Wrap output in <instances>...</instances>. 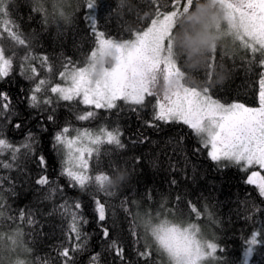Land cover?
Segmentation results:
<instances>
[{
	"label": "trees",
	"instance_id": "1",
	"mask_svg": "<svg viewBox=\"0 0 264 264\" xmlns=\"http://www.w3.org/2000/svg\"><path fill=\"white\" fill-rule=\"evenodd\" d=\"M57 3L58 0H38V3L37 0H14L9 6L11 16L4 17L3 21L14 22L7 26L21 35L25 45L15 42L0 23V46L5 56L13 60L10 75L0 80V91L10 98L9 109L0 116V138L20 145L31 131L36 141L35 155H25V150L21 149L13 162L10 151L0 154V162L14 165L10 169L0 166V211L3 212L0 264H16L17 260L24 264H65V261L67 264H169L167 255L158 249L144 227L149 219L152 224L164 219L197 224L202 238L219 245L218 260L207 264H239L247 240L253 232L260 233L250 264H264V197L255 186L244 182L250 169L242 172L232 164L226 168L218 166L208 156L209 148L202 146L187 125L154 121L156 97H146L143 105L117 101L116 108L96 109L79 100L57 102L54 94L42 92L37 94L38 98L48 95L53 104L28 107L27 97L36 80L47 78L52 83H61L58 73L64 65L71 68L89 63L96 43L84 19L85 0H64L63 10L70 14V22L59 18V8L54 14ZM107 3L108 9L96 12L98 30L106 37L123 40L143 30L156 14L157 7L160 12L171 10L172 0H107ZM206 3L207 0H195V6ZM37 6L47 10L46 20L44 13L32 10ZM209 11L216 14L218 10ZM192 14L193 9H190L187 15ZM225 26L222 22L221 27ZM26 53H30V58L23 61ZM44 56L48 57L51 72L41 64ZM260 58V53L253 58L239 42L225 37L218 42L212 69L201 59L183 64L182 70L187 74L186 83L200 87L205 86V78L211 71L214 98L222 103L239 102L256 107L257 81L259 73L264 71L259 65ZM21 63L25 67L24 75L20 74ZM29 65L40 73L36 79H27L31 75ZM6 102L0 100V103ZM87 111H92L93 117L77 119ZM0 112L4 109L0 108ZM50 114L54 116L53 121L47 120ZM17 122L21 124L19 129L14 127ZM63 127L69 128V137L83 129L93 133L101 128L118 129L122 133L120 139L126 147L120 149L107 143L97 146L98 155L93 153L87 172L93 178L107 173L113 180L117 174H122V180L107 186L112 195L100 191L94 181L84 190L68 187L67 177L60 174L64 150L52 146L54 133ZM40 155L48 161L46 169L39 166L37 157ZM41 175L48 176L49 185L36 184ZM49 188L57 189L51 199L46 198ZM93 197L105 204L107 219L102 223L109 228L107 239L102 234L101 223L96 220ZM74 202L82 205L78 211L87 220L86 224L79 225L80 241H76L75 234L69 239L68 225ZM61 204H66V212L60 208ZM190 204L199 211V218L191 211ZM21 210L25 213L23 221L19 219ZM29 213L32 224L27 222ZM17 230L22 236H15ZM10 238L17 243L13 245ZM113 240L123 248V259L115 254L111 246ZM77 244L82 247L77 248ZM64 248L69 251L68 258L60 255ZM140 252L150 255L141 257ZM93 256H96L95 261Z\"/></svg>",
	"mask_w": 264,
	"mask_h": 264
},
{
	"label": "snow or ice",
	"instance_id": "2",
	"mask_svg": "<svg viewBox=\"0 0 264 264\" xmlns=\"http://www.w3.org/2000/svg\"><path fill=\"white\" fill-rule=\"evenodd\" d=\"M14 0H0V16L10 17L9 6ZM38 3V0H37ZM64 0H58L54 6V14L59 8V18L70 22V14L63 10ZM87 14L84 19L88 22L89 30L96 38V43L90 52L89 63L84 66L69 67L64 65L58 73L63 83H52L50 79L40 78L27 97L28 107L38 108L41 104L51 106L53 100L45 95L38 98V93H50L58 101L79 100L84 105H92L96 109H113L117 101H124L132 105H143L146 97H156L157 103L153 114L154 121L164 123H183L192 129L199 138L204 148H209L208 156L218 166L227 167L235 165L242 172L258 166L259 171L253 170L247 175L245 183L255 186L261 197H264V71L259 73L257 103L251 107L243 103H222L211 94V71L208 72L203 87L185 82L186 72L182 70L183 64L206 60L207 67L212 69L216 61L218 42L222 38L230 37L233 42H239L244 49L249 50L255 58L260 53L259 65L264 69V0H207L203 6H195V0H172L171 10L160 12L157 7L156 14L143 30L135 31L132 38L117 39L106 37L103 31L98 30L96 12L104 11L110 6L107 0H85ZM193 9L192 15H187ZM210 9H217L216 14H211ZM33 11L42 12L47 19V10L41 6L34 7ZM222 22L226 25L221 27ZM5 23L4 31L18 44L25 45L26 41L7 25L14 23L10 19L0 21ZM18 27V26H17ZM191 37V39H189ZM14 55V54H13ZM224 53L221 54L223 59ZM30 58L26 53L23 61ZM105 58H110L111 64L103 67ZM35 59V57H32ZM12 57L5 56L0 46V80L8 77L12 71ZM42 66L51 72L48 57L41 58ZM21 75L25 74L24 64L21 63ZM31 75L27 79L33 80L40 76L35 66L29 65ZM0 116H4L9 109L10 98L6 92L0 91ZM92 111L79 115L77 119L88 120L93 117ZM48 121H53L54 116L48 115ZM11 123V120H8ZM43 120H41V124ZM149 126L155 127V124ZM14 127L19 129L17 122ZM43 130H47L46 127ZM68 127H63L54 133L53 148L63 149L61 175L67 177L68 187H79L84 190L90 181H94L100 191L112 195L107 186L118 183L124 177L117 174L115 180L107 173H101L94 178L87 174L89 160L93 153L98 155V147L107 143L123 149L126 145L121 141L122 133L118 129L109 130L101 128L97 133L89 129L77 130L75 136L69 137ZM34 134L29 131L25 140L20 145H15L7 139L0 138V154L7 150L11 152V160L18 159L17 154L21 149L25 155H35ZM143 142V140L141 141ZM39 166L46 169L48 161L43 155L37 157ZM137 163L139 158H137ZM0 166L10 169L13 163L0 162ZM175 184V180L172 181ZM36 184L49 185L47 175H41ZM62 191V188L60 189ZM57 192L56 188H49L47 199H51ZM179 199V198H177ZM96 220L101 223V231L107 239L109 228L103 223L107 219L106 207L99 199L93 197ZM196 217L199 211L194 205H189ZM2 207V204H0ZM60 208L67 211L66 204ZM71 221L68 225L69 239L75 234L76 241H80V224L87 220L78 210L82 208L79 202L72 205ZM3 212L0 211V216ZM25 213L21 210L19 219L23 221ZM11 219V217H9ZM29 224L34 223L29 213ZM144 227L149 231L159 250L165 253L169 264H207L208 261L218 260L219 245L201 236L200 228L195 223H177L167 219L152 224L150 219L144 222ZM135 236V232L132 233ZM16 237L22 236L17 230ZM260 233L253 232L251 239L247 240L242 251L239 264H250L251 257L258 246ZM12 239L13 245L17 243ZM115 254L123 259V248L116 240L111 242ZM77 248L82 245L77 244ZM3 249L0 248V252ZM61 256L68 258L69 251L64 248ZM144 257L150 253L140 252ZM93 261L96 256L92 257ZM16 264H24L17 260ZM67 264V261H65Z\"/></svg>",
	"mask_w": 264,
	"mask_h": 264
},
{
	"label": "rangeland",
	"instance_id": "3",
	"mask_svg": "<svg viewBox=\"0 0 264 264\" xmlns=\"http://www.w3.org/2000/svg\"><path fill=\"white\" fill-rule=\"evenodd\" d=\"M3 19H4V16H0V21H3ZM1 24H4V26H3V28H5V23H1ZM111 64V60H110V58H105V60L103 61V67H108L109 65ZM61 83H63L62 81H61ZM156 99H158V98H156ZM92 106V105H91ZM209 151H210V149H209ZM253 170H257V171H259V168L258 169H250V172L251 171H253ZM250 172H249V174H250ZM248 174V175H249ZM262 174V173H261ZM263 175V174H262Z\"/></svg>",
	"mask_w": 264,
	"mask_h": 264
}]
</instances>
